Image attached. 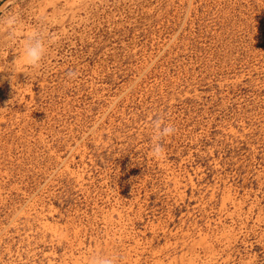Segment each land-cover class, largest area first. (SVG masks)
I'll use <instances>...</instances> for the list:
<instances>
[{
	"label": "rangeland",
	"instance_id": "374dc122",
	"mask_svg": "<svg viewBox=\"0 0 264 264\" xmlns=\"http://www.w3.org/2000/svg\"><path fill=\"white\" fill-rule=\"evenodd\" d=\"M11 12L0 264H264V0H0ZM33 29L44 60L13 73ZM156 115L176 129L160 158Z\"/></svg>",
	"mask_w": 264,
	"mask_h": 264
},
{
	"label": "clouds",
	"instance_id": "9594fccd",
	"mask_svg": "<svg viewBox=\"0 0 264 264\" xmlns=\"http://www.w3.org/2000/svg\"><path fill=\"white\" fill-rule=\"evenodd\" d=\"M21 23L18 14L11 12L5 16H0V26L8 29L7 36L9 40H16V30ZM51 35L45 36L42 31L33 29L30 34L23 37L20 41L21 44V55L15 56L13 69L17 59H22L25 66L29 68L38 69L40 68L44 57L47 53L48 46L51 43ZM69 79L76 77L75 71H70L66 74ZM149 127L152 129V143L150 146V154L154 158H160L164 152V146L162 141L175 134L176 129L171 124L165 121V119L156 115L149 121ZM118 257L108 255H92L89 257V264H117Z\"/></svg>",
	"mask_w": 264,
	"mask_h": 264
}]
</instances>
